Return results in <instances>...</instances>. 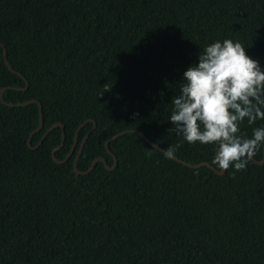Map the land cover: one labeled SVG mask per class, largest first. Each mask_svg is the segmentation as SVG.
<instances>
[{
    "label": "trees",
    "instance_id": "1",
    "mask_svg": "<svg viewBox=\"0 0 264 264\" xmlns=\"http://www.w3.org/2000/svg\"><path fill=\"white\" fill-rule=\"evenodd\" d=\"M225 39L264 69V0H0V91L25 89L22 75L27 90L4 101L41 103L32 147L61 123L64 160L84 125L57 164L63 129L33 150L38 104L0 100V264H264V165L220 176L136 133L212 164L215 146L187 143L169 118L184 72ZM239 127L252 138L264 120ZM124 131L110 143L116 170L74 173L87 134L82 172L99 157L113 167L106 142Z\"/></svg>",
    "mask_w": 264,
    "mask_h": 264
},
{
    "label": "clouds",
    "instance_id": "2",
    "mask_svg": "<svg viewBox=\"0 0 264 264\" xmlns=\"http://www.w3.org/2000/svg\"><path fill=\"white\" fill-rule=\"evenodd\" d=\"M198 60L184 72L180 95L171 100L170 122L187 143L214 145L217 169L243 171L264 144V127L254 128L252 138L239 134L245 119L248 125L264 120V69L231 39L206 45ZM160 152L173 158L175 148Z\"/></svg>",
    "mask_w": 264,
    "mask_h": 264
},
{
    "label": "water",
    "instance_id": "3",
    "mask_svg": "<svg viewBox=\"0 0 264 264\" xmlns=\"http://www.w3.org/2000/svg\"><path fill=\"white\" fill-rule=\"evenodd\" d=\"M0 46H2L1 43H0ZM4 58H5V63H6V66L8 67V69H9L13 74L20 75L19 73H17V72H16V71L10 66L9 61H8L7 58H6V49H5V48H4ZM20 76H21L22 79L26 82V87H25V89L14 88V87H6V88H2L1 91H0V100H1V102H2L3 104H5V105L9 106V107H12V108H13V107H26V106L31 105V104H38V106H39V112H40V124H39V127H38L37 129H35V130L31 133L30 138H29V140H28V146H29L31 149H33V150L37 149V148L42 144V142L45 140V138L47 137V135L49 134L50 131H52L53 129H55V128H57V127H61V128L63 129L62 141H61V144H60L57 148H55V149L53 150V152H52V158H53V160H54L57 164H63V163H66V162L69 160V158L71 157V155L73 154V152L75 151V145H76V142H77V136H78V134H79V130H80L84 125H82V126H80V127L78 128V130H77V132H76V139H75L74 145H73V147H72V149H71V152L69 153V155H68L64 160H58V159L56 158V156H55L56 153H57V151H59V150L61 149V147L64 145L65 137H66L65 130H64V126H63V124H61V123H57V124H55L54 126H52L47 132H45V134L43 135V137H42L41 141L39 142V144H38L37 146H35V147H32V145H31V139H32L33 135H34L35 133L40 132V131L43 129V125H44V123H43V111H42V105H41V103H40L39 101H37V100H30V101H27V102H25V103L13 104V103H6V102L4 101V99H3V95H4V92H5L6 90H16V91H25V90H27L29 84H28V82H27V80L25 79L24 76H22V75H20ZM89 122H92V123L94 124V128H93V129H95V128H96V123H95L93 120H89L88 123H89ZM128 132H129V131H124V132H121V133H119V134H116L115 136H113V138H111L108 142H106V149H107L108 153H110V154L114 157V159H115V165H114L113 167H110V166L108 165V161H107L106 158L99 157V158H96V159L92 162L90 168H89L87 171L82 172V171H79V169H78V165H77V164H78V160H79V158H80V156H81V153H82L83 147H84V145H85V143H86V141H87V139H88V137H89V134H87V135L85 136V138H84V140H83V142H82V144H81V147H80V149H79V151H78V153H77V156H76V158H75V160H74V163H73V171H74V173H75L77 176L90 174L91 172H93V171L95 170L97 164L100 163V162H104V164L106 165V167H107L109 170H111V171L116 170V168H117L118 165H119V160H118V158L115 156V154L110 150V143H111L112 141L118 139L119 137L125 135V134L128 133ZM136 133H138V134H140L141 136L145 137V138L147 139V141L150 143L151 146H153V147H157V146H158L159 149H160V151H163L164 148H162L161 146L157 145L156 143L150 141V140L145 136L144 133H142V132H138V131H136ZM172 159H174V160H176V161H178V162H180V163H182V164H184V165H186V166H189V167H191V168H193V169H200V168H202V167H209V168H211L212 170H214V171H215L218 175H220V176H223V175H225V174L227 173V171L219 170V169H217L214 165H212V164H210V163H202V164H198V165H191V164H189V163H187V162H185V161L179 159V158L176 157V156H174ZM252 160H253L254 162H256L257 164H259V165H264V159H263V161H257V159H256L255 156H254V157L252 158Z\"/></svg>",
    "mask_w": 264,
    "mask_h": 264
}]
</instances>
